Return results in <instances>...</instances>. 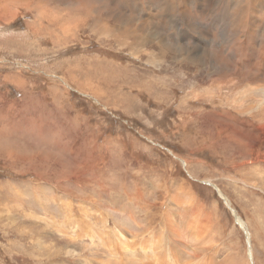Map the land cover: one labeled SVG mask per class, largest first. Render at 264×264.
Returning <instances> with one entry per match:
<instances>
[{
  "label": "rangeland",
  "instance_id": "374dc122",
  "mask_svg": "<svg viewBox=\"0 0 264 264\" xmlns=\"http://www.w3.org/2000/svg\"><path fill=\"white\" fill-rule=\"evenodd\" d=\"M0 264H264V0H0Z\"/></svg>",
  "mask_w": 264,
  "mask_h": 264
},
{
  "label": "water",
  "instance_id": "95a60500",
  "mask_svg": "<svg viewBox=\"0 0 264 264\" xmlns=\"http://www.w3.org/2000/svg\"><path fill=\"white\" fill-rule=\"evenodd\" d=\"M217 192V195L221 198V199H223L221 196H220V194L218 193V191H216ZM224 201V200H223ZM226 203V202H225ZM225 206H226V208L230 211V213L233 215V218H234V222L237 224V220H238V217L235 215V212L227 205V204H225ZM240 227V229L242 230V232H243V234H244V236H245V239H246V241H247V234H246V232L244 231V229H243V227H241V226H239ZM247 248H248V246H247Z\"/></svg>",
  "mask_w": 264,
  "mask_h": 264
},
{
  "label": "bare ground",
  "instance_id": "6f19581e",
  "mask_svg": "<svg viewBox=\"0 0 264 264\" xmlns=\"http://www.w3.org/2000/svg\"><path fill=\"white\" fill-rule=\"evenodd\" d=\"M133 35V34H132ZM240 107L241 108H243V105H241L240 104ZM241 164V163H240ZM217 189V188H216ZM221 195V194H220ZM224 202V201H223ZM226 202V201H225ZM226 204L228 205V203L226 202ZM229 206V205H228ZM230 207V206H229ZM238 217V216H237ZM236 225H238V226H241V227H243V229H244V231L246 232V234H247V237L249 238V234H248V232H247V229L244 227V223L242 222V220L241 219H239L238 218V220H237V224ZM168 251V250H167ZM249 254H251V251H249ZM252 258V257H251ZM186 263V262H185Z\"/></svg>",
  "mask_w": 264,
  "mask_h": 264
}]
</instances>
